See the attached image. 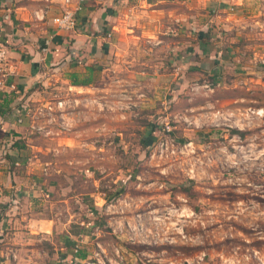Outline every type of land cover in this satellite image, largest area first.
Masks as SVG:
<instances>
[{"label":"rangeland","instance_id":"obj_1","mask_svg":"<svg viewBox=\"0 0 264 264\" xmlns=\"http://www.w3.org/2000/svg\"><path fill=\"white\" fill-rule=\"evenodd\" d=\"M200 5L30 104L7 264H264V0Z\"/></svg>","mask_w":264,"mask_h":264},{"label":"crops","instance_id":"obj_2","mask_svg":"<svg viewBox=\"0 0 264 264\" xmlns=\"http://www.w3.org/2000/svg\"><path fill=\"white\" fill-rule=\"evenodd\" d=\"M223 1L240 5L245 0ZM204 3L205 0H70L68 4L65 0H0V44L7 51L5 75L1 70L0 77V214L12 196L26 190L29 171L21 166L28 161L23 151L30 145L19 141L21 135L17 132L27 124L33 100L40 98L37 102L43 105L52 84L74 88L91 84L96 70L109 56L110 36L118 31L124 35L130 30L137 36L156 34L160 19L185 24V16L196 18V13L201 12L191 4L201 7ZM67 6L77 7L75 26L59 29L52 17ZM170 31V26L164 30L167 34ZM223 51L218 58L225 59L229 53ZM6 210L11 212L13 208ZM28 225L21 221L22 228ZM41 226L36 225L37 232L44 235L46 230ZM10 233L1 232L0 264H7L10 254L24 257L21 251L29 244L31 233L21 228Z\"/></svg>","mask_w":264,"mask_h":264},{"label":"built area","instance_id":"obj_3","mask_svg":"<svg viewBox=\"0 0 264 264\" xmlns=\"http://www.w3.org/2000/svg\"><path fill=\"white\" fill-rule=\"evenodd\" d=\"M68 4L70 0H65ZM77 7H70L63 9L60 13L52 17V22L56 25L57 28L63 30L73 29L75 26V12ZM7 51L6 47L3 44H0V68L3 70V75H5L4 65L6 63ZM58 106L62 104V101L57 102ZM50 108V107H48Z\"/></svg>","mask_w":264,"mask_h":264},{"label":"trees","instance_id":"obj_4","mask_svg":"<svg viewBox=\"0 0 264 264\" xmlns=\"http://www.w3.org/2000/svg\"><path fill=\"white\" fill-rule=\"evenodd\" d=\"M82 84H83V83H82ZM81 258H82V257H81ZM76 264H79V263H78V260L76 261Z\"/></svg>","mask_w":264,"mask_h":264}]
</instances>
